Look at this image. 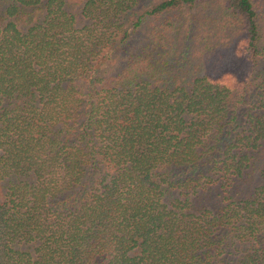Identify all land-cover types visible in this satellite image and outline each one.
<instances>
[{
  "label": "trees",
  "instance_id": "16d2710c",
  "mask_svg": "<svg viewBox=\"0 0 264 264\" xmlns=\"http://www.w3.org/2000/svg\"><path fill=\"white\" fill-rule=\"evenodd\" d=\"M264 0H0V264H264Z\"/></svg>",
  "mask_w": 264,
  "mask_h": 264
},
{
  "label": "rangeland",
  "instance_id": "374dc122",
  "mask_svg": "<svg viewBox=\"0 0 264 264\" xmlns=\"http://www.w3.org/2000/svg\"><path fill=\"white\" fill-rule=\"evenodd\" d=\"M264 17V15H262Z\"/></svg>",
  "mask_w": 264,
  "mask_h": 264
}]
</instances>
